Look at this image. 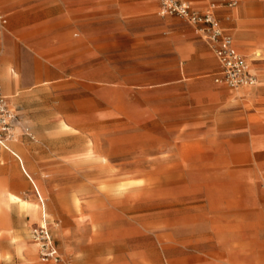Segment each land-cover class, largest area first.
I'll return each mask as SVG.
<instances>
[{
  "label": "rangeland",
  "instance_id": "obj_1",
  "mask_svg": "<svg viewBox=\"0 0 264 264\" xmlns=\"http://www.w3.org/2000/svg\"><path fill=\"white\" fill-rule=\"evenodd\" d=\"M142 1L0 0V44L25 49L24 77L33 50L52 55L35 86L54 106L24 107L58 120L15 127L43 203L8 172L0 191L44 204L60 256L41 260L40 217L4 198L0 264H264V0H204L257 76L252 95L224 88L236 106H214L213 55L191 26Z\"/></svg>",
  "mask_w": 264,
  "mask_h": 264
},
{
  "label": "crops",
  "instance_id": "obj_2",
  "mask_svg": "<svg viewBox=\"0 0 264 264\" xmlns=\"http://www.w3.org/2000/svg\"><path fill=\"white\" fill-rule=\"evenodd\" d=\"M187 2L190 7L200 13L206 12L204 11L208 6H205L204 0H194L193 2ZM143 8L147 11H151V9L157 8V14L159 17H161L158 13L159 10V5L157 2L154 0H143L142 1ZM192 5V6H191ZM214 6L209 4V7ZM214 12V11H213ZM166 17V16H165ZM191 28L194 30L195 34L200 38V36L197 34L195 29L191 26ZM223 29V28H222ZM226 34H228L231 38L232 36L225 30L223 29ZM16 35L20 36L22 35L21 33H17ZM201 39V38H200ZM202 40V39H201ZM233 40V38H232ZM204 41V40H202ZM205 42V41H204ZM207 45L209 51L213 55V52L211 48L208 46V44L205 42ZM234 44V41H233ZM0 92L1 94L3 93V96L6 98V102L8 104V107L17 115V120H18V125L21 127H34V126H48V125H56L58 124L57 119H53L51 115L48 113L49 112V107L44 109L40 108V113L36 112V110H26L24 106H54L53 102V97L54 94L51 92L50 89H45V88H37L35 85L39 83H45L42 80V72L44 69L49 70V63H53L50 57H52L51 53L44 51L42 49H39V47L35 50H33V63H32V70L31 71V76L30 77H24V70H26L27 63H26V55H25V49L18 45V42H15V40H2L0 44ZM235 47V45H234ZM242 56L246 58V56L242 53H240ZM178 57L183 58L186 57V51L185 50H178ZM23 58V59H22ZM45 58V59H44ZM55 61V60H53ZM211 64L215 66L214 73L212 74V82L216 86L214 89L207 88V93H210L214 95V106H236L235 103V98L234 96L227 91L224 88H227L223 85L216 84L214 82V77L218 73V64L215 59V56L213 55V60L210 59ZM56 66V65H55ZM57 67V66H56ZM58 69V68H57ZM187 72V71H186ZM184 71H181V75L183 76ZM48 76V75H47ZM257 88H251L249 94H243V95H252L253 90ZM229 89V88H227ZM222 100V104L219 105L217 103L218 101ZM72 106V105H71ZM45 111V112H44ZM39 113V115H37ZM41 113H47L46 115H42ZM56 123V124H55ZM61 124H66L64 121H59V126ZM67 125V124H66ZM19 139L16 138L15 140L10 141L7 144L6 148H0V158L1 156H5L7 158L6 154L10 155L11 157L14 156L13 153L10 151L14 147V149H20L22 153L24 154L26 160L30 161L31 158H33V153L29 152V149L27 146H23L24 149L26 150V154L24 150L15 145L14 143L18 141ZM22 145V144H21ZM9 159V158H7ZM13 162V161H12ZM10 160L8 161L7 164L12 163ZM31 162V161H30ZM15 163V162H13ZM1 165V164H0ZM20 165V166H19ZM25 165L28 166L29 164L27 161L25 162ZM31 165L33 168L36 169L38 174L43 173L42 169L36 168L32 162ZM17 166V164H16ZM30 170L29 172L32 175L31 172V166L29 165ZM1 168V166H0ZM17 170L19 172V175L21 178H23L24 185H26V179L21 171L24 173V170L22 169L21 163L19 162L17 166ZM25 174V173H24ZM26 175V174H25ZM27 179L30 181L28 176L26 175ZM7 183L9 185V178H7V175L1 171L0 169V182ZM37 184V183H36ZM38 185V184H37ZM22 186V187H23ZM13 186L9 187L12 188ZM16 188V187H14ZM20 188V187H17ZM36 193L38 194V197L40 196L37 190L34 188ZM40 201L42 200L41 197H39ZM43 203V200L41 201ZM43 221L46 224V218L43 219ZM41 222V218L39 223Z\"/></svg>",
  "mask_w": 264,
  "mask_h": 264
},
{
  "label": "built area",
  "instance_id": "obj_3",
  "mask_svg": "<svg viewBox=\"0 0 264 264\" xmlns=\"http://www.w3.org/2000/svg\"><path fill=\"white\" fill-rule=\"evenodd\" d=\"M159 5L161 17L174 16L192 26L202 40L211 48L218 64V73L214 82L231 90L239 88H254L257 76L251 70L250 62L234 47L232 38L218 24L211 6L206 12L193 10L184 0H154ZM228 3L229 7L234 6ZM2 24L6 20L0 17ZM18 124L17 115L8 107L6 98L0 92V148L15 138V127ZM39 248L40 258L44 262L58 263L59 254L47 227L39 226L32 235Z\"/></svg>",
  "mask_w": 264,
  "mask_h": 264
},
{
  "label": "bare ground",
  "instance_id": "obj_4",
  "mask_svg": "<svg viewBox=\"0 0 264 264\" xmlns=\"http://www.w3.org/2000/svg\"><path fill=\"white\" fill-rule=\"evenodd\" d=\"M250 90H251V88L244 87V88H239L237 91H240V92H243V93H250ZM67 130H69V131L72 130V132H74L75 134L78 135L77 136V139H78L77 145H80V144H83L84 145L83 146V149H84V153H83L84 154V159H91V158L96 157V151L94 150L93 143L91 142V140L88 137L83 136V132H81V130L78 131L76 129H72V128H70L66 124H61L60 125V134H61V131H67ZM15 139L16 138H14L13 140H15ZM10 151L14 155V156H12V159H13V161L15 163H13L11 161L12 163H9V164H4V163L1 164L0 165L1 166V168H0L1 171L8 172L12 177H14V178H20L21 179V177L19 175V172L17 170V166H18V164L20 162L21 163V166H22V169L24 170V173L28 176V178L30 179V181L27 179L26 175L22 171H21V173L30 182V184L33 187V189L35 188L37 190V192L39 193L38 185L36 184V182L34 181L31 173L29 172L30 167H29V165L28 166L25 165L26 158H25L24 154L20 151V149H14V147L12 149H10ZM16 164H17V166H16ZM4 198L7 200V202L9 203V205L16 206L19 212L31 211L32 214L38 215L41 218V222H40L39 225L42 226V227H47V225L43 221V219H45L46 218V215H47V212L45 210L44 204H43L44 207L42 205H39V204L38 205H33V204L30 205V204H27V203H25L23 201H19V199L17 197L13 196L9 192H5V191L1 192L0 191V200H3ZM56 200L59 203V200L58 199H56ZM58 205L61 207L60 204H58ZM61 210H63V209H61ZM35 245H36V247L38 246L37 244H35Z\"/></svg>",
  "mask_w": 264,
  "mask_h": 264
}]
</instances>
